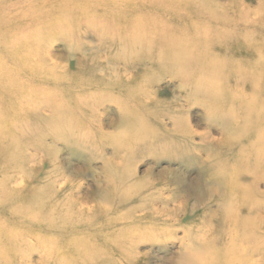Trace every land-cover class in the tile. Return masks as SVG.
Segmentation results:
<instances>
[{
  "label": "rangeland",
  "instance_id": "1",
  "mask_svg": "<svg viewBox=\"0 0 264 264\" xmlns=\"http://www.w3.org/2000/svg\"><path fill=\"white\" fill-rule=\"evenodd\" d=\"M200 1L0 0V65L33 45L71 76L47 87L43 110L0 85V179L15 173L21 183L11 156L40 153L28 180L64 175L92 210L44 221L18 201L0 203V254L11 264H181L188 228L222 225L241 205L236 184L264 194V0H209L220 15ZM201 185L214 194L195 197ZM181 204L180 226L131 240L163 227L154 210Z\"/></svg>",
  "mask_w": 264,
  "mask_h": 264
},
{
  "label": "bare ground",
  "instance_id": "2",
  "mask_svg": "<svg viewBox=\"0 0 264 264\" xmlns=\"http://www.w3.org/2000/svg\"><path fill=\"white\" fill-rule=\"evenodd\" d=\"M200 3L203 6H205V8L213 11L217 15L223 14V12H224V11L218 12V10H221V8L218 6H214V3L209 1V0L200 1ZM117 4H118V2H117ZM26 6L27 5H25V7ZM115 6H116V4H115ZM40 7L42 8V6H40ZM19 10H20V12L23 11L21 8H19ZM233 10H232V12H234ZM259 10L260 9H258V11ZM42 11L43 10H40L38 13L42 14ZM247 12L248 11L246 10V13ZM255 14H256V12H255ZM246 15H249V14L247 13ZM262 16H264V15H262ZM68 18H69V16H68ZM20 22H22V21H20ZM261 23H263V22L260 21V25H261ZM151 34H152V32H151ZM67 36H69V34ZM50 37H53V36L50 35ZM39 40H40V38H39ZM13 43H14L13 45L15 47L12 46V48L11 47L10 48L6 47L4 49L2 48L3 51L6 53H9V55L12 54L15 51V50L12 51V49H14V48L16 49L17 45L20 44V41L17 42L16 40H14ZM43 43H45V42L43 41L42 44ZM32 46L33 45H31L30 50L28 52L19 53L18 57L16 58V61H13V63L6 62V63L0 65L2 68V69L0 68V85H3V87H5V88L12 89L14 92L13 93L14 95H17V97L19 99L22 98L21 99L22 101L30 103V105L35 107V110H38L39 108L47 106L46 104H48V98L49 97H48V94L45 93L47 87L50 85H57V84L59 85L60 84L59 83L60 82L59 73L61 74L60 76H62L63 78L71 77V76H66L67 74H65L62 71L65 68L62 67L60 64L53 62L52 58H49V61L45 62V59H42L44 56L39 55V53H40V52H38L39 50L35 52L33 50ZM129 46H131V48L134 49V52L137 51V52L143 54V52L140 51L139 48L138 49L136 48L135 44H132ZM250 46L251 47L254 46L255 49L257 48L256 45H253V46L250 45ZM257 51H259V50H257ZM160 56L161 55H157V57L155 58V62H157V63L160 62L159 59H161V61H165V58L167 57V56H165V57H160ZM181 59H184V57ZM169 62H171V61H168V63ZM180 62H181V60H180ZM169 72L170 73L173 72L172 68L168 69V73ZM108 75L109 74L107 73L106 76L108 77ZM243 78H246V77H243ZM111 79H112V82L109 79L110 83H107V84H109V85L112 83L120 84L122 81L120 76H119V79H114L113 77H111ZM68 81H70V80H68ZM76 81H78V80L76 79ZM73 85H76V84H73ZM251 85H249V87H252ZM184 86L182 85V87H184ZM202 89H204V88H202ZM241 91H244V90H241ZM234 95L235 94H233V97H234ZM19 96H22V97H19ZM238 97H237V99L240 98V97L239 98ZM244 97H245V94H244ZM79 99H80V97H79ZM221 99H223V98H221ZM43 101H45V103H43ZM240 101H241V99H240ZM247 103L248 102L245 101L242 104H245V106L247 107ZM242 107H243V105H242ZM251 107H252V105H251ZM41 109L43 110V108H41ZM249 110L250 109H247L246 112H248ZM59 111H60V109H59ZM233 112H232V114H233ZM228 124H229V122H228ZM232 125H234V124H232ZM249 125H250V123H249ZM259 125H257V126H259ZM227 126H229V125H227ZM237 128H238V126L236 127V129ZM239 129H241V128H239ZM229 131H230V129H229ZM235 132H236V130H235ZM239 135H241V134H239ZM55 137H56V135H55ZM262 140H264V139H262ZM39 144H41V143H39ZM38 145L36 144V146H38ZM40 146L41 145H39V147ZM244 148H247V147H244ZM260 148H261V146H260ZM47 149H49V148H47ZM41 150H44V149L41 147ZM223 151H224V149H223ZM246 153H247V151H246ZM38 155L40 156L41 154L35 153L33 155L26 156V157L25 156L19 157L18 155L14 156V157L11 156V159L14 161V164L20 168L19 170L22 173H24V175L26 176L27 179L25 177H23L22 182L18 183L17 182L18 176L15 173L13 174V176L11 174L12 177L9 176L8 178L4 177L3 179H0V203L5 204L6 202L4 203V201H11V200H13L15 202L18 201L17 203L21 204L20 206H22L20 208L21 214L31 216V213L29 212V210L34 209V211L37 210L39 212L38 214L42 213L41 217L44 218V221H50L53 217L58 216L59 213L61 214L64 209L69 210V214H67L68 216H70V211L72 212V214H75L76 216L91 214L92 213L91 209L88 210L86 208H83L84 205L82 206V203H81L82 200L80 199L81 197H79V195H81V194L78 192V189L75 188L73 185L70 186V182H68V181H66V182L64 181L62 183V179H65L64 175H60V176L58 175V180H54L52 182V184H47L49 179H45L42 181L39 180L40 178H36V179L31 180V181L28 180L29 178L31 179V177H33L32 174L37 171V164H36L37 162H35V161L37 160V158H39ZM254 155H255V153H254ZM258 156H260V155H258ZM9 160H10V158L7 161H9ZM34 162H35V165H31V163H34ZM201 163H202V161H201ZM258 163L260 164V162H258ZM257 169H258V167H257ZM55 170H57V169H54V171ZM54 171L52 172V175H53ZM60 173H61V171H60ZM261 173H263V171ZM257 174H258V172H257ZM38 177H41V175ZM26 180L29 183H27ZM213 181H215V179ZM218 181H220V180H218ZM230 181H231V179H230ZM45 184H47V185L45 186ZM210 184H212V183H210ZM209 186L201 185L197 189H194L192 194L195 195V197L201 196V198H203V199H206L207 196L211 197L215 191H214V189L210 188ZM235 187H236L235 190L237 192L241 193V201L242 202L239 203L241 205L237 206L238 209L234 206L233 211L231 213H229L228 211H225V216L224 215L223 216L226 219H224V222L222 225L220 224V222L218 223L217 221H216L217 224H215L214 222L213 223L212 222L206 223L204 221L201 224L194 226V227H191V229L188 228V230L185 231V235L181 239V242H182L181 247H180L179 251H177V258H179L181 261V258H183V256L188 254L187 257L189 256V260L182 259L181 264H264V196H263L264 194L260 193V197L255 198V195L257 194V190L253 186L252 187L250 185L247 186L241 182L236 184ZM258 194H259V192H258ZM183 197H184V194L182 193V199H183ZM225 203H226V201H225ZM228 203H230V202L228 201ZM43 208H44V210H43ZM197 208H198L197 206H196V208L193 207L192 211L194 212L195 209H197ZM16 209L18 210V207H16ZM93 210L96 211V206L93 207ZM188 211H189L188 204H181L180 206L175 205L173 210H168V209H164L163 211L162 210H160V211L154 210L152 212V214L154 215L155 220L156 221H159V220L163 221L164 222L163 227H161L159 230H155L153 228L150 232L146 231V229H143L141 231L140 236L139 235L138 236H136V235L132 236L131 240L132 241L138 240V239L141 240V239H143V237H146L145 235H147L148 233H149V236L154 237V238L157 236L163 235V233L166 231V228H175L177 226H180L181 223H183L185 221L184 218L187 217ZM181 216H183L184 218H181ZM198 230H200V232H202V235H197L196 231H198ZM223 233H224V236H223ZM6 254H7V252H2L0 254V256H2V257H0V262H4L6 264H11L10 263L11 259L9 258V256L7 257Z\"/></svg>",
  "mask_w": 264,
  "mask_h": 264
}]
</instances>
